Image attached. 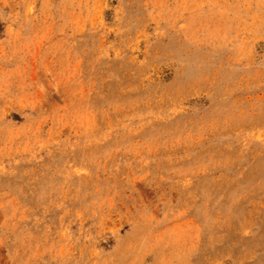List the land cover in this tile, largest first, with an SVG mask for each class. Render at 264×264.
<instances>
[{
	"label": "rangeland",
	"instance_id": "1",
	"mask_svg": "<svg viewBox=\"0 0 264 264\" xmlns=\"http://www.w3.org/2000/svg\"><path fill=\"white\" fill-rule=\"evenodd\" d=\"M0 264H264V0H0Z\"/></svg>",
	"mask_w": 264,
	"mask_h": 264
}]
</instances>
